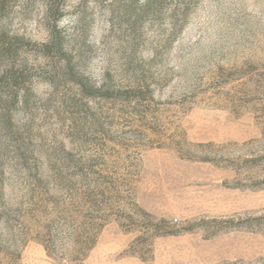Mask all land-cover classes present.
Returning <instances> with one entry per match:
<instances>
[{
    "label": "rangeland",
    "instance_id": "obj_1",
    "mask_svg": "<svg viewBox=\"0 0 264 264\" xmlns=\"http://www.w3.org/2000/svg\"><path fill=\"white\" fill-rule=\"evenodd\" d=\"M135 2L0 14V264H264V0Z\"/></svg>",
    "mask_w": 264,
    "mask_h": 264
},
{
    "label": "trees",
    "instance_id": "obj_2",
    "mask_svg": "<svg viewBox=\"0 0 264 264\" xmlns=\"http://www.w3.org/2000/svg\"><path fill=\"white\" fill-rule=\"evenodd\" d=\"M10 1L13 0H0V14L3 13V11L6 9L7 4ZM34 1H39L43 5L42 20L44 22L56 24L63 16V11H64L63 4L65 0H27V4H25V7H29L31 2L33 3ZM135 1L136 0H129L130 3L131 2L136 3ZM145 5L148 9H155L159 6V2L158 0H147ZM125 13H124L125 15L130 14L128 11H126ZM138 16L139 15H137L135 19H137ZM16 55H17L16 49L11 47L9 43L7 44L5 42H2L1 40L0 58L6 57V59H8L11 63L14 61ZM9 72L10 73H8L7 75H4L3 79H5V81L7 82V85L9 83L15 86L17 83L16 81L17 77L15 76V73H13L12 71ZM1 82L2 81L0 80V85ZM10 99H12V101H15L16 97L14 93L10 94Z\"/></svg>",
    "mask_w": 264,
    "mask_h": 264
}]
</instances>
